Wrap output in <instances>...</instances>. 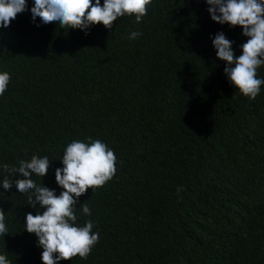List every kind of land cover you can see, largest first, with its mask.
I'll return each mask as SVG.
<instances>
[{
	"label": "trees",
	"instance_id": "1",
	"mask_svg": "<svg viewBox=\"0 0 264 264\" xmlns=\"http://www.w3.org/2000/svg\"><path fill=\"white\" fill-rule=\"evenodd\" d=\"M33 6L0 27V72L10 75L0 96V246H10V264H39L25 222L46 209L2 187L6 176L25 179L3 165L47 156V174L31 179L59 196L64 149L89 137L114 151L117 171L75 205L76 226L93 221L99 242L87 259L59 264H264V85L255 100L243 96L212 44L222 32L238 57L243 29L213 21L206 0H151L139 23L125 15L85 30L33 23ZM134 31L142 35L129 39Z\"/></svg>",
	"mask_w": 264,
	"mask_h": 264
},
{
	"label": "clouds",
	"instance_id": "2",
	"mask_svg": "<svg viewBox=\"0 0 264 264\" xmlns=\"http://www.w3.org/2000/svg\"><path fill=\"white\" fill-rule=\"evenodd\" d=\"M151 0H34L31 8L32 21L39 17L43 24L58 22L61 28L85 30L90 25L103 24L111 28L118 17L135 16L139 23L147 14ZM210 6L211 19L220 24L240 26L242 34L249 39L242 47L238 57L232 50V42L225 35L217 33L212 39L218 59L227 63L224 69L229 82L239 92L255 100L264 85V79L257 78V69L264 65V0H206ZM27 10V0H0V27L7 28L17 14ZM39 25H37L38 27ZM142 35L131 32L129 39ZM234 65V66H233ZM10 75L0 72V96L9 84ZM82 142L72 141L67 144L61 159L62 168L55 170L56 183L63 189L57 196L54 190L37 185L32 174L43 177L47 174L50 161L47 156L33 155L30 160L19 161V167L3 165L11 176L25 179L10 180L7 176L2 187L10 190L13 186L20 193H31L30 206L39 204L46 209L43 214L26 215L25 228L38 237V243L29 239L33 246L34 262L39 264H59L62 260H71L77 255L87 259L93 247L99 242V232H93L94 222L88 220L84 226H76L75 205L82 194L91 188L103 187L110 181L117 169V157L101 140ZM182 191L177 188V193ZM35 196V200H33ZM82 214L91 216L86 203L81 205ZM8 229L5 224V213L0 209V235L5 236ZM10 246H0V264H10L6 255Z\"/></svg>",
	"mask_w": 264,
	"mask_h": 264
}]
</instances>
